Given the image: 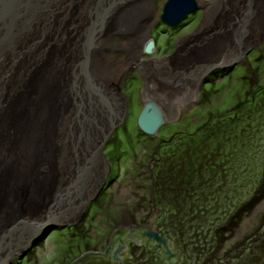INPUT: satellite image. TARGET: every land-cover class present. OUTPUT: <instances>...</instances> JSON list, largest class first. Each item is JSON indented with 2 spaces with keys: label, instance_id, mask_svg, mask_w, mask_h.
I'll use <instances>...</instances> for the list:
<instances>
[{
  "label": "rangeland",
  "instance_id": "obj_1",
  "mask_svg": "<svg viewBox=\"0 0 264 264\" xmlns=\"http://www.w3.org/2000/svg\"><path fill=\"white\" fill-rule=\"evenodd\" d=\"M164 1L153 0L147 41H153L154 49L149 55L143 53L141 60L189 65V58L194 60L199 56L193 55L204 50L203 41L197 39L209 30L202 24L205 10L201 7L172 30L158 18ZM72 8L61 15V22L51 19V27L45 25L33 35L37 39L30 51L32 58L18 62L26 66L2 89L0 152L6 145L13 159L3 161L0 156V178H9L2 185L0 180V193L11 186L19 193L25 191L24 182L19 180L25 179L27 186L33 177L39 178L43 193L56 189L62 168L57 159L63 162L71 156V148L66 146L70 143L61 141L67 121L57 82L37 81L31 73L37 69L47 74L57 62L60 65L71 57L77 39L71 28L77 25L80 11ZM231 10L229 17L234 12ZM212 27L221 35L222 27ZM182 38L183 42L194 39L187 44L191 51L188 57L181 52L183 42L178 44ZM102 47L105 63L112 58L122 63L127 60L117 44ZM237 65L203 67L200 77L191 80L188 91L181 89L177 99L172 96L179 87L161 86L167 116L156 139L136 127L138 108L151 77L144 76L136 64L130 65L117 85L126 115L103 150L109 166L106 178H110L98 199L103 202H89L77 220L78 232L44 229L37 235V240L47 235L43 241L30 247L23 259L8 264H69L84 250L103 253L109 233L122 225H133L140 232V226L160 225L158 229L169 238L174 257L167 259L162 250L154 252L153 241L136 235L140 246L128 242L122 260L114 262L109 252L106 258L96 255L92 262L85 259L80 264H264V133H256L264 131V114L257 106L264 111V36ZM255 92L258 94L252 99ZM248 101L254 104L248 106ZM257 113L263 116L255 118ZM213 114L216 118L210 120ZM159 138L168 143L157 148ZM48 147L56 154L47 155L51 153ZM18 168L25 172L21 179L15 171ZM164 174L167 182L163 184ZM19 203L0 204V240L7 229L13 231L20 222L21 209L28 203ZM44 204L41 208L46 213L50 206ZM13 214H19L15 221ZM4 222L7 228L1 233ZM124 235L120 233L121 238ZM81 236L86 238L81 240ZM86 241L98 244L97 250L87 249Z\"/></svg>",
  "mask_w": 264,
  "mask_h": 264
},
{
  "label": "bare ground",
  "instance_id": "obj_2",
  "mask_svg": "<svg viewBox=\"0 0 264 264\" xmlns=\"http://www.w3.org/2000/svg\"><path fill=\"white\" fill-rule=\"evenodd\" d=\"M101 1H104V3L109 2L108 0H101ZM101 1L100 0L99 1L98 0H63L62 2V0H60L59 3L61 4V7H57L56 10L54 9L52 11L53 13L50 11L45 12L44 16L36 19L35 23H33L34 25L31 26L29 29H27L20 36L21 38L23 37L22 40H26V42L30 41L31 43L32 40L34 39L32 38V36L35 33L38 34L39 29L44 27V26H40L38 24L39 22L43 20V22L47 27L48 26L51 27L53 25L51 24L52 22L49 23L51 19L55 20L57 18V23L61 22L60 21V19L62 18L61 15L65 11L72 8L73 5L74 7L72 9H77L79 7L80 11H79V18L77 21L78 23L77 25L74 26V28H71V29H75V34H77V39L74 45V49H72L71 57H67V59L62 60L60 65L57 62V67L55 65L51 67V69L47 74L37 69L36 71H32L31 73L32 77H36L35 80L37 81H41V82L50 81V83L52 82V84H55V82H57V89L59 90L58 98L59 99L61 98V102L59 103L62 105L64 109V116H65V120L67 121L65 127L66 129L63 134L65 135L64 138L68 139L67 143H70V145H66V146L68 147V149L71 148L69 150L71 156L68 158V160L60 162V166H62V168L59 169L60 172L58 173L59 176L57 177V185H56L57 188L55 189L53 187V189L47 190L45 191V193L42 192L41 182L38 183V179H39L38 177H33L30 185L27 184L26 186L27 181L25 179H21V176L23 177L25 176L24 174L25 172L22 170V168H18L15 170L20 175L21 180L19 181L24 182L23 185L26 190L21 191V189H19L21 191L19 193L18 190L16 191L17 188L16 187L11 188L12 186L9 188L8 191L4 189L0 193V204L2 205L8 204L14 206L16 205L15 202L18 201L20 202L18 205H24V204L26 205L28 203V206L26 205L24 206V208L20 207L22 208L21 216L19 217L18 216L19 214L16 216L15 214H13L14 217L13 221H15V218L17 216L19 217L18 218L19 220L25 216L27 217L24 221L20 220L24 224L30 222L31 219L33 218L34 219L37 218L38 220L40 219L46 220V218L44 217L51 215L52 214L51 212L57 214V211L64 209L66 205H70L67 203L68 193H66L68 191L66 186H69L70 183L69 179L74 180L78 176L79 170H76L77 166L81 163V161L82 162L84 161L85 157H87L88 155H92L94 153L93 151H96L95 149L96 143L99 141L97 136L99 138L101 137V135H99L100 134L99 132H101L100 131L101 128L105 129L107 125L106 122L114 121L116 119V116H118L122 110H125L123 109L124 106L123 100L121 99L120 96H118L120 90L118 89L117 85L120 82L121 78H123L124 74L127 72V69H129L128 67H130V65L136 64L140 68V72L143 73L144 76L151 77L150 83L146 85L144 97L143 99H141V103H140L141 106L138 108L137 116H141L142 114L149 116L147 112L151 113L153 108H157L162 112L161 117L166 119L163 108L164 103H163L162 90L160 89L161 86H165L167 88L170 87L174 88V86L179 87V89H176V94L172 93L173 92L172 90L174 89L171 90L170 95L168 94L170 97L173 94L172 98L177 99L178 95L181 97V92H182L181 89L186 91L189 88L190 85L189 83L191 82L189 80H184L182 78L184 75H187L188 77L190 76L192 77V79L194 78L198 79L201 75L200 72H202L201 69L203 67L206 68V66L207 67L209 66L210 68H212L219 65H224V66L237 65L242 60L241 58V60L237 63V57H238L237 54H240L242 50H246L248 48H250L249 50L251 51L254 48L251 47L252 43L255 40L260 39L259 36L261 37L264 36V2L262 3L261 6H258V3H260L258 0H195L197 7L193 9V11L191 10L189 14L194 16L195 14L200 12L199 10L202 7L205 10L204 12L205 21L202 22L204 26L203 28L204 30L205 28L209 29L208 31L207 30L203 31L202 35L204 37L197 39V41L199 40L203 41V45L201 43L200 44L201 46L204 47L203 52L201 53L198 52L199 55H196L197 53L193 55V57L194 56L196 57L199 56V57L197 58L194 57V60L192 59V57L189 58L191 59L190 61H192V63L183 66H181L177 62L168 63L164 59L163 61H158V60L156 61V59H153L154 61L152 59L141 60L143 53L145 54L144 48L147 46L146 41H147V29L149 28L148 27L149 13L151 12V6L153 5V0H125L123 2H120L114 8H112V11L108 14L104 22L105 24L103 26V30L97 31V29L99 28L97 27V25L99 26L100 23L98 22V17H97L99 16V14L96 13L95 7H97L96 5L97 4L99 5ZM127 4H130L131 8L128 7L127 10H124L123 8ZM163 5L164 3L162 4V6ZM231 9H234V12L233 14H231L232 17H229L230 14L228 13L229 11L232 12ZM5 12L7 13V11ZM73 13L74 12H72V14ZM93 13H95L96 16ZM2 14L4 16V12H0V15ZM53 14H56L55 15L56 17ZM52 15L54 17H52ZM187 18L188 17L181 20L175 26V28L182 26L183 21H185ZM2 20L3 19L1 18L0 26L2 25L6 26L4 23H2ZM86 22L88 25L85 26ZM90 23L92 26L95 27L94 31L98 32L99 38L96 41L94 40L92 42L88 54H85L86 47L84 48V43L87 41V36L89 33L88 27ZM160 23L162 22L160 21ZM162 24L168 28L173 27V26H167L165 23ZM213 24L218 25V28L222 27L221 35H216L217 34L215 33L216 30H214V28L212 27ZM251 32H255V33H251ZM184 38H182L178 44L182 43L183 42L182 40ZM193 38L188 42H183V47L182 45H180V48L182 50L181 52L183 53V55L187 57L189 56V53H191V51L189 50V46L187 44L194 43ZM148 41L149 43L152 44L150 45L151 46L150 52L147 53L146 55L151 54L154 49L153 41L152 40H148ZM109 43L111 45L113 43L117 44L118 45L117 48L122 49L125 52L127 57V60L125 62L123 63L118 62L116 59L113 58L110 59L107 63H105L106 60L103 61L104 56L101 53V51H104V47L102 46H105ZM12 45L13 46L10 47V50H8L9 52H7L8 53L7 57H9L10 55L9 53H13L14 55L13 58H15V62L5 67L7 62H5L4 58L0 59V88L8 87L9 85L8 82L14 78L15 74L19 73V71L23 70V68L26 66L25 64L22 63L20 65L18 64V62H21L23 59L32 58L31 56L33 53H30L31 50L28 47V43H26V45L24 46L20 42V39L17 38ZM190 46L193 47L191 44ZM85 62L86 65L82 67V64H85ZM85 68L88 78L90 79L91 83L94 84L96 94L101 98L100 103L98 102L99 105L98 104L95 105L96 104L95 101L89 96L85 86L86 82L85 80H82L83 76L80 75L81 71H84ZM42 69H44V67H42ZM56 70H57V75H55ZM42 77L43 78L45 77L44 78L45 81L42 79ZM180 79H182L183 81L182 80L180 81ZM47 87L50 88V86ZM117 92L119 93L117 94ZM1 93H2V89H0V96ZM257 94L258 93L252 94L251 98H254ZM260 97L261 96L257 97V99H259ZM164 99H166V96H164ZM168 99L170 98L168 97ZM152 102L154 103V105ZM173 102L176 103L177 101L175 100ZM75 104H76V108H75ZM150 104H152V106ZM246 104L248 106L251 105L249 101ZM78 105L80 107H78L79 109L77 110ZM258 106L260 108L259 109L260 111L262 109L261 108L262 106L261 105ZM255 110L256 112H259L257 111V109ZM85 112L87 114H84ZM106 112L107 114H105ZM88 113L96 114L95 115L96 121L92 122L93 126L89 125L86 119L89 116ZM263 114L261 116H263ZM215 115L217 114L210 115L209 116L210 120L215 119L216 118ZM257 117L258 115L256 116V118ZM156 118H157V114H156ZM258 118L260 119V117ZM258 122L261 123L260 120H258ZM99 123H102L101 127L99 126ZM260 125L261 124H259V126ZM262 132L264 133V131H258L256 133L263 134ZM64 138H61V141ZM38 146L39 144L36 143L35 147ZM29 149L31 150V148ZM44 150L45 149L43 148L42 151ZM48 150L49 152H51L53 149L48 147ZM0 153H1L0 155L1 159L3 161H5L6 159L7 160L13 159L12 158L13 153L7 152L6 145L2 148ZM46 154L50 156V155H55L56 152H51ZM68 156L69 155H67V157ZM46 164L48 165V163ZM3 177L5 176L3 175ZM165 178L166 175L164 174L163 179L160 180L163 181V184L164 182L165 183L167 182V179ZM0 180L3 181L1 183L2 185L6 183V180L8 181L9 178L6 177V179L4 180L0 178ZM6 186H8V184H6L5 187ZM50 192H52V198L54 199L52 198L50 199L48 197ZM83 195L84 194L81 193L77 197L82 199ZM20 196L21 199H19ZM101 196L102 195H96L93 202L96 201L95 202L96 204H101L103 201L102 200L98 201V199ZM34 198H36V201H34ZM43 203H45L44 206H46L47 204L50 206V212L45 213L42 211L41 205ZM71 205H74L73 202L71 203ZM15 208H17V206L13 207V210ZM69 218L71 219L69 220V223H67L68 224L67 227H63L62 229L60 228L58 230L62 231L65 228H71L72 232H78L81 228H79L78 223H76L75 220L76 218L73 219L72 216H70ZM6 225L7 223L4 222L1 233H3L7 228ZM154 226L159 227L160 225L159 226L154 225ZM81 227L83 229V226ZM140 227L141 229H143L141 232H143L144 228L142 226ZM130 230L131 231L135 230L140 232V230L136 229V227L134 228L131 227ZM131 233L130 234L132 236L135 234L133 232ZM118 236L119 234L117 232H112V233L110 232L108 236V240L106 241V246H108L109 248H113L115 246L113 244L118 242L120 239ZM144 236L145 238H147V240L150 241L154 240L150 236L147 235ZM10 237H11L10 230L8 231L7 229L6 234L0 240V245ZM81 237H82L81 240H84V238H86V236H81ZM84 244L89 245L86 246L87 249H89V247H92L94 249L93 250L94 252L97 250L96 248L98 244L91 245V242L89 243L88 241H86ZM155 245L156 246L153 247L154 252H159L160 250L163 249V245L160 244L157 245L156 243ZM106 249L107 248H105V250ZM164 251H162L163 254L167 256V254ZM88 252L90 251L84 250L83 252H81L79 258L78 257L73 258L69 264H80L81 261L85 259L91 262L95 260L96 258L91 259ZM104 254L106 255V253ZM104 254L101 252L98 253L96 252L97 257L103 256L102 258H104L105 256ZM20 258L21 255H19V259Z\"/></svg>",
  "mask_w": 264,
  "mask_h": 264
},
{
  "label": "water",
  "instance_id": "obj_3",
  "mask_svg": "<svg viewBox=\"0 0 264 264\" xmlns=\"http://www.w3.org/2000/svg\"><path fill=\"white\" fill-rule=\"evenodd\" d=\"M108 1H109L108 3L106 2L104 3V1H101L100 4L99 5L97 4L96 5L97 7H95L96 13L99 14V16L97 17H98V22L100 23V24L97 23L99 24V26L97 25V27H99L97 31L103 30L105 19L107 18L108 14L112 11V8H114L117 4L125 0H108ZM258 1L260 2L258 3V6H261L262 3L264 2L263 0H258ZM59 2L60 0H0V12H4V16L3 14L0 15V19L2 18L3 19L2 23L6 25V26L3 25L0 26V59L4 58L6 60L5 62H7V64L5 65V67L12 64L15 61V58H13L14 56L13 53H9L10 55L9 57H7L8 54L7 52H9L8 50H10V47L13 46L12 44L16 41V39L19 38L20 42L24 46L26 45V43H28V47L31 49L32 48L31 46L33 45L30 43V41L26 42V40H22L23 37L22 38L20 37L21 34L24 33L31 26H33L34 25L33 23H35L36 19L44 16L45 12L47 11L52 12L54 9L56 10L57 7H61V4ZM196 5L197 4L195 0H166L164 2V5L162 6L159 20L162 23H165L167 26H173L172 28H175V26L181 20L188 17L190 11L191 10L193 11V9L197 7ZM5 11H7V13ZM56 14L53 15L55 16ZM93 14L96 16L95 13ZM53 15L52 17H54ZM41 23H44L43 20L38 24L41 26ZM86 25H88L87 22L85 26ZM43 26H45V24ZM88 28H89L88 29L89 33L87 36V41L84 43V48L86 47L85 54H88L92 42L94 40L96 41L99 38L98 32L94 31L95 27L92 26L91 23ZM11 38H13L14 40ZM32 38H34L33 40H36L37 36H32ZM259 38L260 39L255 40L253 42L251 47L257 46L263 37L259 36ZM151 44L152 43H149L146 46L145 51L147 53L150 52ZM249 49L250 48L241 51L240 54H237L238 56L237 63L241 60L242 57H244L250 51ZM85 65L86 62L85 64H82V67H84ZM80 75L83 76L82 80H85L86 82L85 86L89 96L95 101L96 103L95 105H97L98 102L100 103L101 98L96 94L94 84L91 83L90 79L88 78L86 68L84 69V71H81ZM118 93L119 92H117V94ZM118 96H120V93L118 94ZM150 105L152 106V104ZM78 107L80 106L79 105L77 106V110L79 109ZM75 108H76V104H75ZM122 111L119 113L118 116H116V119L114 120L115 122L114 121L106 122L107 125L105 129L101 128L100 130L101 132H99L100 133L99 135H101V137L99 138L97 136L99 141L97 139L98 142L96 143V148H95L96 151H93L94 153L92 152L93 153L92 155H88L87 157H85L84 161L83 162L81 161V163L77 166L76 170H79L78 176L74 180L69 179L70 183L69 186H66L68 190L66 193H68L67 203L70 205H66L64 209L57 211V214L51 212L52 213L51 215L45 217L46 220H41V219L38 220L36 218L37 221L36 219H34L25 224L21 223L18 226H16L13 232H11V237L9 239H6V241L2 243L3 245L2 244L0 245V264H8L14 260H17L19 259V255H21L20 258L21 260L25 256L26 252L30 247H33L36 243L43 241L45 239L47 235L37 240L38 233H40L44 229L51 230L53 228L56 229V227L57 228L65 227L68 225L67 223H69V220L71 219L69 218L70 216H72L73 219L76 218L75 219L76 221L79 219L80 215L87 208L89 202H92L96 197V195H98V193L103 188V181L109 169L108 164L106 162V156L103 153V150L105 149V145L109 141L113 133V130L116 127H118L125 118L126 110H122ZM152 111L151 113L147 112L149 116H146L144 114L138 116L136 120V124L144 134L155 137L157 130L166 123V120L165 118L161 117L162 112L159 109L153 108ZM84 114L87 113L85 112ZM88 114H89V116L87 117L88 124L93 126L92 122L96 121L95 118L96 114L93 113H88ZM105 114H107V112ZM156 114H157V118H156ZM101 124L102 123H99L100 127ZM64 137L65 135L63 134L61 138ZM67 141H68L67 138L66 139L64 138L62 140L63 143ZM163 142L164 140L160 139L156 147L158 148ZM60 162L61 161H59L58 164H60ZM81 193L84 194L82 199L77 197ZM48 197L51 199L52 193L50 194V196L48 195ZM72 202L74 205H71ZM116 231L117 230H114L113 232ZM145 235L152 237L154 241L157 242V245L158 244L163 245V248L164 250H166L165 253L167 254L168 258H171L173 256L170 247L168 246V241L164 239L161 232L148 231L145 233ZM106 248L107 249L105 250L104 253L107 254L110 248L108 246ZM123 249L124 248L121 247L118 249V251L116 250L114 252L115 255L113 256V258L118 259L117 255ZM88 253L89 255L94 254L91 252Z\"/></svg>",
  "mask_w": 264,
  "mask_h": 264
},
{
  "label": "trees",
  "instance_id": "obj_4",
  "mask_svg": "<svg viewBox=\"0 0 264 264\" xmlns=\"http://www.w3.org/2000/svg\"><path fill=\"white\" fill-rule=\"evenodd\" d=\"M257 157V156H256Z\"/></svg>",
  "mask_w": 264,
  "mask_h": 264
}]
</instances>
